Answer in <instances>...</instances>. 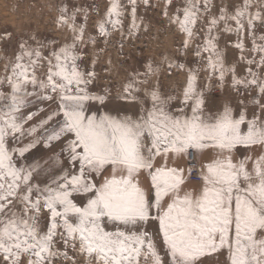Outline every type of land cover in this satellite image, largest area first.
I'll return each mask as SVG.
<instances>
[{"label":"snow or ice","instance_id":"6c2138e0","mask_svg":"<svg viewBox=\"0 0 264 264\" xmlns=\"http://www.w3.org/2000/svg\"><path fill=\"white\" fill-rule=\"evenodd\" d=\"M128 2L131 36L139 31L137 0ZM208 4L188 0L174 16L162 13L186 36L185 50L199 39L195 30ZM252 7L242 0L231 15L222 9L195 50L197 57L209 54L203 71L210 77L223 83L228 72L234 89L258 93L251 116L243 101L238 114L228 105L206 111L200 69L187 70L179 104L159 85L145 88L162 71L151 63L116 98L132 111L103 110L109 91L89 92L96 73L80 67L76 51L84 27L66 7L58 22L73 33L70 43L44 55L49 45L34 37L36 47L20 42L5 69L11 74L0 79V264H77L79 255L87 264H198L213 254L224 257L222 264H264V44L255 36L264 12ZM123 16L120 0H112L99 34L123 33ZM221 22L239 37L235 47L246 50L247 32L259 54L246 60L244 79L225 68L217 49L213 29ZM165 62L169 74L183 67ZM194 168L198 183L190 186Z\"/></svg>","mask_w":264,"mask_h":264},{"label":"rangeland","instance_id":"374dc122","mask_svg":"<svg viewBox=\"0 0 264 264\" xmlns=\"http://www.w3.org/2000/svg\"><path fill=\"white\" fill-rule=\"evenodd\" d=\"M111 2L112 0H0V79L11 74L6 73L5 69L6 66L15 63L21 41H27L32 47H36L32 39L34 37L49 45L50 47L43 50L44 55L71 42L73 33L58 22L62 15L61 8L66 7L68 10L66 15L75 13V23L84 27V43L79 44L76 51L82 57L78 61L80 67L86 71L94 70L96 73V79L89 85V92L104 94L106 90L109 91V102L103 110L111 111L113 114L117 111L133 110L131 105L116 98L122 94L124 85L135 74L145 72L149 63L159 66L162 71L151 77L144 87L151 89L154 85H159L162 94L173 96L176 104H179L182 98L181 93L188 76L187 70L200 69L197 73L198 87L204 92L206 111H222L223 107L228 105L238 114L242 108L241 101L248 106L249 116L256 110L251 104L252 98L258 95L256 91H245L243 86H238V90L234 89L232 75L228 72L225 73L223 83L218 78L210 77L209 73L203 71L209 54L204 53L203 58L195 55L197 46H202L206 40L208 22L213 17H219L222 9H227L231 15L232 6L242 3V0H209L210 11L201 17L195 30V35L199 39L193 38L187 50L183 48L186 36L175 24H170L162 13L167 11L170 16H174L178 8L182 9L186 6L188 0H172L171 5L167 0H149L152 6L145 5L143 0H137L136 23L139 25V31L133 32L131 36L129 32L133 22L132 5L128 0H120L124 8L123 33L112 31L110 36L103 37L99 34L98 26L104 20ZM197 2L200 3L201 0ZM251 2L252 12H264V8H261L264 0H251ZM228 23L230 27H235L234 22ZM224 27V23L221 22L213 29V35L219 37L215 41L217 49L225 68L234 67L237 78L244 79L248 75L249 67L246 60L253 57L259 59V54L251 51L253 47L251 35L245 32L243 43L246 50L241 52L235 47L239 37L235 33L224 31ZM8 36L11 39H5ZM255 36L257 44H264V41L259 39L264 36V28L259 27L258 22ZM90 38H94L96 42L94 44L89 42ZM241 56L245 57V60H241ZM165 57L182 65V69H172L169 74ZM252 68L253 71L256 70L254 65ZM45 73L46 68L37 71L38 76H43ZM3 91L8 93V87L5 86ZM37 106L47 108L48 103L37 101ZM35 110L33 108L28 111ZM151 230L150 228L149 231ZM75 259L77 264H87L88 260L85 255H79ZM223 259L220 254L206 255L200 258L198 264H222Z\"/></svg>","mask_w":264,"mask_h":264},{"label":"built area","instance_id":"2783aa9c","mask_svg":"<svg viewBox=\"0 0 264 264\" xmlns=\"http://www.w3.org/2000/svg\"><path fill=\"white\" fill-rule=\"evenodd\" d=\"M188 167H189V164H188ZM197 171H198V169H196V168L193 169V177H192L191 181L198 182L197 181Z\"/></svg>","mask_w":264,"mask_h":264},{"label":"crops","instance_id":"0c3cea01","mask_svg":"<svg viewBox=\"0 0 264 264\" xmlns=\"http://www.w3.org/2000/svg\"><path fill=\"white\" fill-rule=\"evenodd\" d=\"M181 163H182V166H183V167H185V168L188 167V163H187L186 160H185V161H182ZM197 183H198V182L191 181V185H190V186H194V185H196Z\"/></svg>","mask_w":264,"mask_h":264}]
</instances>
